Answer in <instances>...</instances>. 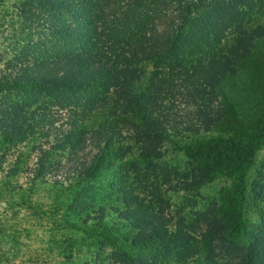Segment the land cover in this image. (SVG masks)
Masks as SVG:
<instances>
[{
	"label": "trees",
	"instance_id": "1",
	"mask_svg": "<svg viewBox=\"0 0 264 264\" xmlns=\"http://www.w3.org/2000/svg\"><path fill=\"white\" fill-rule=\"evenodd\" d=\"M0 32V170L23 166L28 191L57 181L66 203L49 205L52 223L88 212L86 237L116 247L96 229L87 182L149 163V224L131 243L156 254L115 250L94 264H264V179L247 177L264 149V0H0ZM167 144L188 159L174 169L180 190L231 181L190 220L159 195Z\"/></svg>",
	"mask_w": 264,
	"mask_h": 264
},
{
	"label": "rangeland",
	"instance_id": "2",
	"mask_svg": "<svg viewBox=\"0 0 264 264\" xmlns=\"http://www.w3.org/2000/svg\"><path fill=\"white\" fill-rule=\"evenodd\" d=\"M1 34L0 32V36ZM35 143L38 142L35 141ZM32 145L33 143L24 150L25 155L31 152ZM162 153L161 158L155 162L164 170L163 175H167L170 182L167 184L160 180L157 182L159 195L161 200L164 199L169 204L170 212H181L182 220L196 217L194 213L202 212L210 201H218L231 184L229 179L219 176L195 192L188 188L180 190L177 187L174 169L187 170L188 159L183 150L171 144L164 145ZM80 154L84 156L85 152ZM138 162L139 167L134 168L131 164L129 167L125 165V168H121L122 162L116 163L111 170L99 173L87 182V185L92 187L90 207L93 209L90 208L89 212H96L90 215L95 219L98 218L97 220L102 219L99 222L104 226L96 227V229L109 230L119 237L116 247H102L86 237L84 228L92 226L96 221L86 218L88 212L83 213L80 218L63 213L61 223V214L58 215L59 221L55 223L48 219L47 211L50 210L49 205L53 201L59 205L62 202L61 206L66 203L64 196L60 193V185L54 178L47 176L38 181L34 191H28L23 166L20 165L19 172L12 176H6V172L2 173L1 169L0 264H94L95 258L99 255L103 258L115 250L128 252L136 259L152 258L156 254L155 249L138 247L131 243L132 239H138L144 234L143 225L149 224L146 214H150L149 211L152 210V207L146 210L147 205L140 201L142 197L148 196L146 192H143V188L144 179L147 178L145 166L149 163H142L141 160ZM27 165L30 167L32 163ZM61 165L64 166V163ZM69 165L60 167L53 174L66 173L67 169H70ZM257 173H262L264 179V149L258 151L253 157L247 175L251 182L255 183ZM117 186L122 188V192ZM56 195L59 196L56 197ZM101 209L104 210L101 211ZM247 218L249 227L252 226L251 229L253 227L255 229L260 223L258 217L252 212ZM58 222L63 225L62 228L60 225L57 226ZM67 242L74 243L68 248Z\"/></svg>",
	"mask_w": 264,
	"mask_h": 264
}]
</instances>
